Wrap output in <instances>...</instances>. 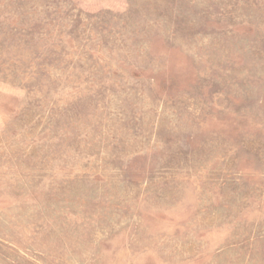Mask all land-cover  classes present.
I'll return each instance as SVG.
<instances>
[{
  "label": "rangeland",
  "instance_id": "374dc122",
  "mask_svg": "<svg viewBox=\"0 0 264 264\" xmlns=\"http://www.w3.org/2000/svg\"><path fill=\"white\" fill-rule=\"evenodd\" d=\"M0 264H264V0H0Z\"/></svg>",
  "mask_w": 264,
  "mask_h": 264
}]
</instances>
